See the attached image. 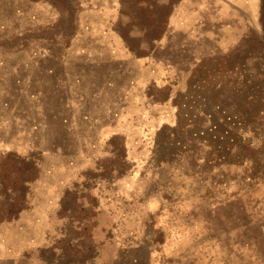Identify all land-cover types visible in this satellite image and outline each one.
I'll list each match as a JSON object with an SVG mask.
<instances>
[{
    "label": "rangeland",
    "instance_id": "1",
    "mask_svg": "<svg viewBox=\"0 0 264 264\" xmlns=\"http://www.w3.org/2000/svg\"><path fill=\"white\" fill-rule=\"evenodd\" d=\"M0 264H264V0H0Z\"/></svg>",
    "mask_w": 264,
    "mask_h": 264
}]
</instances>
